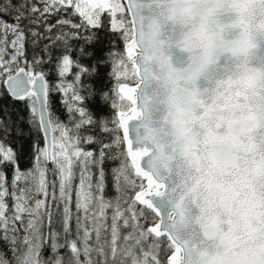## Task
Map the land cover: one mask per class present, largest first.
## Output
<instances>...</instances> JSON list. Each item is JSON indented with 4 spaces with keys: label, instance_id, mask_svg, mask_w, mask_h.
Masks as SVG:
<instances>
[{
    "label": "snow or ice",
    "instance_id": "snow-or-ice-1",
    "mask_svg": "<svg viewBox=\"0 0 264 264\" xmlns=\"http://www.w3.org/2000/svg\"><path fill=\"white\" fill-rule=\"evenodd\" d=\"M156 2L0 0V264H198V251L215 246L183 219L198 210L186 194V162L162 144L154 83L136 60L137 29ZM9 43L15 51L5 59ZM53 61L56 84L42 70ZM53 92L67 97V121ZM86 99L110 114L96 117ZM106 161L115 165L113 197Z\"/></svg>",
    "mask_w": 264,
    "mask_h": 264
},
{
    "label": "clouds",
    "instance_id": "clouds-1",
    "mask_svg": "<svg viewBox=\"0 0 264 264\" xmlns=\"http://www.w3.org/2000/svg\"><path fill=\"white\" fill-rule=\"evenodd\" d=\"M143 15L136 60L160 93L153 103L164 143L171 141L192 168L186 194L198 211L195 219L184 211L183 219L216 242L194 259L264 264V147L250 118L255 113L264 123V0H158ZM237 99L243 107H232ZM234 140L256 147L239 168H223L235 159Z\"/></svg>",
    "mask_w": 264,
    "mask_h": 264
},
{
    "label": "trees",
    "instance_id": "trees-1",
    "mask_svg": "<svg viewBox=\"0 0 264 264\" xmlns=\"http://www.w3.org/2000/svg\"><path fill=\"white\" fill-rule=\"evenodd\" d=\"M6 19H7V17H6ZM106 35H107V33L101 32V36H106ZM10 39H11V37H9V40ZM28 41L29 42H27L25 44V54H26L28 60L30 61L31 58L34 55V46L30 43V38H28ZM44 42H47V41H44ZM75 43H78V42H75ZM117 43L119 44V41H117ZM41 47H42V44H41ZM97 47L99 48V46H97ZM121 47H122V45H121ZM7 48L11 52L15 51L11 47H9V44L7 45ZM38 51H39V49H35V52H38ZM45 61H47V57L46 56H45ZM85 63H87V61H85ZM21 66H23V64ZM42 70L45 71L48 74V79H49V82L51 84L58 83V79L59 78L57 77V73L55 71V62L54 61L53 62H46L44 64ZM102 71L106 72L107 68L102 69ZM68 79L69 80L72 79L71 75H69ZM94 83H95L96 87L99 88L101 81L97 80V81H94ZM110 83L111 82H109V85H110ZM85 95H87V93H85ZM51 96H52L53 100L56 101L54 106H55L56 112L59 115V118L62 121H67L68 118H69V114L67 113V109H66V107L64 105V101H65V99H67V97H65L60 92H53V93H51ZM83 103L86 104V106L95 114L96 117H100L102 114L105 115V116L110 114L109 108L108 107L101 108L98 101L96 103H93L91 99H86ZM24 147H25V157L20 163V166H21L22 169L29 167V163H30V158H29V156L27 154L28 145L25 144ZM90 147L92 149H96V148H98V145L94 144V145H91ZM114 166H115L114 163L111 162V161H106L105 162V170H106V188H105V193H106V195L108 197H113L115 195V192L113 190V185H112L111 173H110V169L112 167H114ZM9 180H10V176H9ZM9 203H11V201H9ZM73 210L75 211V209H73ZM126 231H130V229L126 230ZM126 231L123 232L122 235L126 234Z\"/></svg>",
    "mask_w": 264,
    "mask_h": 264
},
{
    "label": "water",
    "instance_id": "water-1",
    "mask_svg": "<svg viewBox=\"0 0 264 264\" xmlns=\"http://www.w3.org/2000/svg\"><path fill=\"white\" fill-rule=\"evenodd\" d=\"M261 56L264 57V53H261ZM209 87H211L210 84H209ZM159 95H160V93L157 89V85L154 84V90L152 92V99L155 97H158ZM236 96L239 97L240 93L237 92ZM228 99L231 100V97H229ZM228 106H229V104L226 101V103L224 105H222L221 107L226 109V108H228ZM243 106L244 105L241 103V101L239 99L232 101V107L233 108H240ZM160 111L161 110L158 108L157 117H159ZM250 118L256 122L255 123L256 131L258 134H261V136H262V138L260 140V146L264 147V144L261 143V141L264 140V123H261L259 118L256 117L255 113H251ZM157 121L161 125L159 130L167 133L166 129L163 127L162 122H160L158 119H157ZM220 130L223 131V126H221ZM169 142H171V141H168L167 143H169ZM167 143H164V140H162V144L166 145ZM255 147H256L255 143L245 144L242 140H234L233 141V154L235 156V159L223 161L221 163V167L232 168V169L239 168L241 161L246 160L247 156L254 150ZM175 159L186 162L184 166L187 170V182H188V178L192 172L190 161L188 160V158L183 153L178 152L177 149H176V153H175ZM172 163H174V161H170V164H172ZM242 179H244V178L242 177Z\"/></svg>",
    "mask_w": 264,
    "mask_h": 264
},
{
    "label": "rangeland",
    "instance_id": "rangeland-1",
    "mask_svg": "<svg viewBox=\"0 0 264 264\" xmlns=\"http://www.w3.org/2000/svg\"><path fill=\"white\" fill-rule=\"evenodd\" d=\"M10 40H11V39H10ZM9 47H11V44H10V43H9ZM11 48H12V47H11ZM12 53H13V52H11L10 50H8V53H7V55L5 56V59H9ZM9 55H10V56H9Z\"/></svg>",
    "mask_w": 264,
    "mask_h": 264
}]
</instances>
